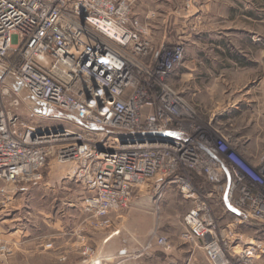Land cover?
<instances>
[{
	"label": "built area",
	"instance_id": "built-area-1",
	"mask_svg": "<svg viewBox=\"0 0 264 264\" xmlns=\"http://www.w3.org/2000/svg\"><path fill=\"white\" fill-rule=\"evenodd\" d=\"M184 54L183 38L156 45L129 0H0V181L40 180L51 156L71 163L69 174L83 187L76 235L83 261L95 252L84 230L109 227L141 189L159 198L170 182L191 201L180 235L202 248L207 264H259L261 242L239 245L235 228L264 220V164L196 123L193 103L169 80ZM26 95L46 104L44 113L29 107L35 114L56 107L79 128L30 124L17 113ZM191 172L234 208L226 225ZM155 243L170 245L163 234ZM11 252L0 240V260Z\"/></svg>",
	"mask_w": 264,
	"mask_h": 264
},
{
	"label": "rangeland",
	"instance_id": "rangeland-1",
	"mask_svg": "<svg viewBox=\"0 0 264 264\" xmlns=\"http://www.w3.org/2000/svg\"><path fill=\"white\" fill-rule=\"evenodd\" d=\"M190 1L197 8L199 17L183 21V29L187 28V32H190L188 38H183L184 56L190 58L198 55L204 61L199 68L203 79L202 96L196 99L199 104L189 99L196 108V123L209 134L221 135L216 131L218 128L213 127L214 121L218 120L226 133L238 137V143H229L230 146L250 163L262 166L264 0ZM221 100L222 115L214 119V113L220 111L218 101ZM17 113L36 127L72 130L80 126L68 112L56 107L51 108L47 115L39 116L26 103H22ZM71 165L69 162H57L51 156L42 168L40 180L21 181L15 185L0 181V188L5 190H0V240L8 242L12 247L11 254L0 260V264H87L89 259L102 255L87 237V242L95 249L94 254L83 261V256L77 250L80 245L76 238L77 230L84 217V214L79 213L82 210L83 187L70 176ZM50 170L48 180L49 175H45ZM192 181L203 191V185L197 184L194 178ZM171 185L174 200L169 206L159 202L155 210L151 201L155 198L154 194L143 191L136 194L130 205L122 210L131 208L132 213L126 216L131 220L126 221V227L132 234L133 229L141 228L144 242L141 249L136 251L140 254L137 258L124 255L120 259L121 264H207L203 250L183 241L182 237L179 239L177 234L173 235L178 240L177 247L170 248L171 241L166 232H173L177 226L169 221L170 214L176 211L180 215L181 223L177 224L184 230L182 217L191 206V201L181 195L178 187ZM156 214L160 222L158 229L153 228ZM238 226L235 228L237 233ZM73 228H76L75 235L70 234ZM90 230L95 233L102 231ZM60 231L61 236L58 235ZM161 234L167 236L169 246L154 243ZM147 238L150 243L146 242ZM242 238L246 239L244 236ZM48 242L50 246H46ZM66 248H70V252L65 260H60L59 254ZM236 250H239V246ZM101 261L102 264H108L104 258ZM257 262L260 264V256Z\"/></svg>",
	"mask_w": 264,
	"mask_h": 264
},
{
	"label": "crops",
	"instance_id": "crops-1",
	"mask_svg": "<svg viewBox=\"0 0 264 264\" xmlns=\"http://www.w3.org/2000/svg\"><path fill=\"white\" fill-rule=\"evenodd\" d=\"M131 2V8L133 13L141 18V20L145 21L150 30V37L153 42L158 45L161 43H172L179 38H188L190 36V32H187V28L183 29V21L192 17H199L197 8L193 5V3H189L186 5L184 0H129ZM204 64L202 58L197 56L187 57L184 56L181 64L177 65L172 72L170 73L169 80L182 93L190 100L196 102V99H199L202 96V71L199 69L200 66ZM220 111L215 112L214 119L218 118L222 115L221 107L223 105L222 100L218 101ZM199 103L196 102V105ZM227 104V103H226ZM218 122V120H215ZM214 121L213 127L219 131V133L226 138L229 143L237 144L238 137L235 135H231L226 133L225 128L222 127L221 123H219V127L217 126V122ZM217 127V128H216ZM50 170L45 176L49 175L48 180L50 179ZM192 178L195 179V182L202 186V189L205 194H207L208 202L213 209V213L217 219V221L222 225L226 224L230 217L235 213L234 208L230 205L228 200L224 196H219L215 190L214 186L203 180L201 176H199L195 172H191ZM173 184V183H172ZM171 183L168 182L161 199L154 198L152 199L154 209H158L159 202L170 205V203L174 200L171 187ZM143 189L139 191L142 193ZM137 193V194H139ZM136 196V195H135ZM134 196V197H135ZM151 198H153L151 196ZM131 207V206H130ZM129 208L128 210L122 211L121 213H113L112 214V224L107 227L101 229L98 233L93 232L92 230H86L85 234L87 240L92 244H95V248L98 253L102 255H97L91 259L87 264H102V259L107 260L108 264H121V258L125 255L132 256L133 258H137L140 254L136 252L141 249V246L144 242L142 235L140 233L141 228L133 229L134 233L132 234L131 230L126 227V221L131 220L127 219V214H131L132 211ZM82 215L83 211H79ZM170 222L176 226L173 232H166V235L169 237L171 241L170 248H176L178 240L173 238V235L177 234V237L181 239L180 233L182 228L178 226L177 223H181L180 215L173 211L170 214ZM160 225L159 216L156 214L155 224L153 226L158 229ZM75 229L73 228V232L71 235H75ZM238 233L246 239H240L239 245L242 242H246L251 240H258L261 242V245L264 248V222L259 221H244L238 226ZM62 232L58 233L61 236ZM171 237H170V236ZM172 238V239H171ZM57 240V238L55 237ZM185 241V240H183ZM146 242H149V239H146ZM186 242V241H185ZM150 243V242H149ZM155 243V242H154ZM71 248V247H70ZM64 249L63 252L68 254L69 249ZM202 249V248H201ZM204 253V252H203ZM258 260V258H257ZM260 264H264V250L260 255Z\"/></svg>",
	"mask_w": 264,
	"mask_h": 264
},
{
	"label": "water",
	"instance_id": "water-1",
	"mask_svg": "<svg viewBox=\"0 0 264 264\" xmlns=\"http://www.w3.org/2000/svg\"><path fill=\"white\" fill-rule=\"evenodd\" d=\"M5 79L15 89L20 85L19 79L10 73L5 76ZM23 100L35 112L44 113L46 111V104L31 95H26Z\"/></svg>",
	"mask_w": 264,
	"mask_h": 264
},
{
	"label": "bare ground",
	"instance_id": "bare-ground-1",
	"mask_svg": "<svg viewBox=\"0 0 264 264\" xmlns=\"http://www.w3.org/2000/svg\"><path fill=\"white\" fill-rule=\"evenodd\" d=\"M51 131H52V130H51ZM69 132H70V131H69ZM51 135H52V134H51ZM249 242H254V240H251V239H250Z\"/></svg>",
	"mask_w": 264,
	"mask_h": 264
}]
</instances>
